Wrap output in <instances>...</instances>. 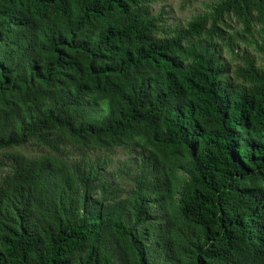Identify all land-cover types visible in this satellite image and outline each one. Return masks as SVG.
Listing matches in <instances>:
<instances>
[{
    "label": "trees",
    "instance_id": "obj_1",
    "mask_svg": "<svg viewBox=\"0 0 264 264\" xmlns=\"http://www.w3.org/2000/svg\"><path fill=\"white\" fill-rule=\"evenodd\" d=\"M153 5L0 0V264H264V0Z\"/></svg>",
    "mask_w": 264,
    "mask_h": 264
},
{
    "label": "rangeland",
    "instance_id": "obj_2",
    "mask_svg": "<svg viewBox=\"0 0 264 264\" xmlns=\"http://www.w3.org/2000/svg\"><path fill=\"white\" fill-rule=\"evenodd\" d=\"M219 0H154V12L156 14H163L167 20V24L169 26H184L188 22H190L193 17L197 16L200 13L207 11L208 5L213 2H217ZM234 25V23H232ZM236 29L240 26L234 25ZM233 31H231L232 33ZM222 43V41H220ZM240 48L237 52H241L242 54L246 52H251L255 54V56L260 59V55L255 52L254 47L248 46L247 44L241 42ZM227 60H232L233 57L228 54L226 56ZM24 151L30 155H36L43 153L42 149L37 146H29L24 149ZM103 157L107 158L111 163V167L109 171H115L118 174L121 169H126L125 162L129 161L130 159L134 158V154L130 153L128 150L125 149H115L113 151H103L99 153ZM123 184L129 188L130 183L126 180Z\"/></svg>",
    "mask_w": 264,
    "mask_h": 264
}]
</instances>
